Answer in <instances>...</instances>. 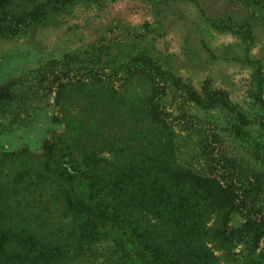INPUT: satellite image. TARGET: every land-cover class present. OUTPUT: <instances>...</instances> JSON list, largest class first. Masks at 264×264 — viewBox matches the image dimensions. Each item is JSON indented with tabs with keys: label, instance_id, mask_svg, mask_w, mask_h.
<instances>
[{
	"label": "trees",
	"instance_id": "obj_1",
	"mask_svg": "<svg viewBox=\"0 0 264 264\" xmlns=\"http://www.w3.org/2000/svg\"><path fill=\"white\" fill-rule=\"evenodd\" d=\"M16 1L0 0V39L26 35L54 5L24 0L31 11L17 17ZM247 1L264 8V0ZM104 56L91 47L0 85V135L29 127L39 108L57 110L38 150L1 147L0 159L15 171V200L37 182L50 184L60 216L71 223L75 258L88 264H223L216 253L230 256L242 244L243 264H264V124L230 112L216 91L186 90L146 52L117 62ZM135 80H144L149 93L138 100L132 127L117 98ZM70 91L79 95L76 116L68 110ZM178 133L197 137L204 173L180 163ZM91 141L112 151L114 162ZM8 228L0 227V264H64L62 241Z\"/></svg>",
	"mask_w": 264,
	"mask_h": 264
},
{
	"label": "rangeland",
	"instance_id": "obj_2",
	"mask_svg": "<svg viewBox=\"0 0 264 264\" xmlns=\"http://www.w3.org/2000/svg\"><path fill=\"white\" fill-rule=\"evenodd\" d=\"M41 1L54 4L49 16L34 23L18 39H0V85L39 69L50 59L81 54L91 47L96 53L105 54L104 62L146 52L167 75L182 80L186 90L190 87L199 93L203 88L216 91L218 99L227 101L229 110L243 114L256 127L264 124V87L260 90L264 82L261 6H251L247 0H99L61 9L56 6L57 0ZM28 5L17 0L15 15L21 17L30 12ZM148 89L144 80H135L117 98L118 113L130 117L132 127L138 114L135 106L140 97L149 93ZM77 96L76 91H70L67 97L72 116L81 112ZM56 113L55 108H39L29 127L0 135V151L1 147L38 150L55 128L52 119ZM141 119L145 120L144 115ZM175 143L180 163L204 173L197 137L178 133ZM91 145L93 150L99 149L101 157L114 162L112 151L103 150L99 142L91 141ZM0 160V227L9 224L8 229L15 233H30L37 240L51 243L62 241L64 264H88L75 258L72 226L60 216V201L53 187L37 182L29 190L19 192L18 202L11 185L15 171L10 161ZM233 224L240 226L242 222L236 217ZM246 247L238 246L234 256L223 252L216 255L223 264H243L241 254L244 251V257L247 255Z\"/></svg>",
	"mask_w": 264,
	"mask_h": 264
}]
</instances>
